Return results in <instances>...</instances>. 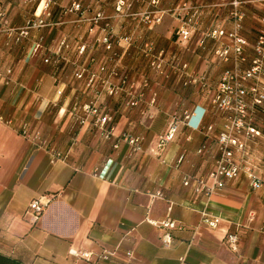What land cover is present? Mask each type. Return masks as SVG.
Returning a JSON list of instances; mask_svg holds the SVG:
<instances>
[{"label": "crops", "instance_id": "1", "mask_svg": "<svg viewBox=\"0 0 264 264\" xmlns=\"http://www.w3.org/2000/svg\"><path fill=\"white\" fill-rule=\"evenodd\" d=\"M76 1L80 10L75 0H0V254L22 264H93L75 254L83 250L116 251L97 264H264V185L242 175L207 195L184 184L212 182L227 122L213 101L226 73L252 65L264 1ZM234 31L246 41L241 53ZM83 69L101 78L89 84L77 77ZM132 86L142 94L136 106ZM251 100L249 123L261 134L247 141L249 159L264 181V104L253 109ZM92 102L112 116L110 138L92 119L79 122ZM185 111L191 119L160 146ZM39 199L50 202L34 223L27 210ZM207 214L220 218L216 227ZM168 219L177 227H160ZM228 232L238 234L236 251Z\"/></svg>", "mask_w": 264, "mask_h": 264}, {"label": "built area", "instance_id": "2", "mask_svg": "<svg viewBox=\"0 0 264 264\" xmlns=\"http://www.w3.org/2000/svg\"><path fill=\"white\" fill-rule=\"evenodd\" d=\"M219 1L220 0H212ZM264 1V0H256ZM160 0H152L153 4H158ZM124 2L122 1L123 4ZM240 3V0H234L232 4L237 6ZM219 5V4H217ZM75 10H80V4L75 0L73 4ZM4 17V9L0 3V20ZM192 18H189L184 22V25L180 27L179 33L183 39H188L191 35V29L189 24L191 23ZM239 26V25H238ZM226 32L220 30L213 35H225ZM231 38L235 40V51L241 53L243 46L246 44V41L238 37L236 32H231L228 34ZM108 43L107 48H111V44L108 39H105ZM201 44H204V40L201 41ZM256 56L252 61V65L247 69L243 75H234L226 73L222 84L220 85L219 91L216 94L214 99V106L216 109L226 113L227 122L224 127V130L218 134V143L221 150V155L216 163L215 170L210 174L212 182L208 183L203 178H187L184 181V184L194 192H203L207 195H210L214 192H217L224 185L226 179H237L242 175H246L251 182V185L254 188H260L264 185V181L256 174L255 168L249 159V145L248 140L253 136H259L261 133L258 129L252 126L249 123V116L251 113L250 103L247 101V96L249 93L252 94L251 105L252 108L264 104V20L262 29L258 35L257 42L255 44ZM228 51H224L223 54H227ZM49 61V59H46ZM150 65L158 70L162 69V61L160 57H155L151 60ZM100 72L106 73L107 67L105 65L100 67ZM111 75H116L117 70L113 69L110 73ZM77 77L80 79L87 78V82L92 84L99 77L98 73H94L83 69L77 73ZM247 80H253L256 84L250 88L246 89L243 82ZM105 83H109L108 80H104ZM147 85V83H145ZM110 94L115 93L113 87L108 88ZM134 86L130 91L131 98L128 102L130 106H136L141 100L142 94L136 95L133 91ZM156 99L151 101L154 104ZM86 115L84 117L78 116L79 122L83 125L85 122H88L90 119L93 121V125L104 135L105 138H110L113 135L114 126L112 125V116L109 114L99 113L96 103L92 102L87 105L85 108ZM192 117V113L185 111L182 114V117L174 115L169 123L168 129L159 136L160 146H165L168 142L172 141L178 128L181 124H186ZM212 126H207L206 130H212ZM244 138V139H243ZM125 140L133 145L134 150H140V138L132 137L125 135ZM117 146V144L115 145ZM50 201L43 202L41 199L34 200L30 203L27 213L30 216L32 222L36 223L41 219L46 208ZM219 217H213L206 215L204 222L212 227H216L219 223ZM162 228L174 229L177 227L176 223L171 220H166L160 224ZM227 241L232 250L238 249V234L237 232H228ZM163 242L166 246H169L172 242V236L167 232L163 236ZM75 254L86 261L97 264L100 261L109 260L112 257L117 255L116 251H103L101 253H94L93 251L83 250ZM127 256L131 258L133 252H127Z\"/></svg>", "mask_w": 264, "mask_h": 264}, {"label": "trees", "instance_id": "3", "mask_svg": "<svg viewBox=\"0 0 264 264\" xmlns=\"http://www.w3.org/2000/svg\"><path fill=\"white\" fill-rule=\"evenodd\" d=\"M0 264H22V263L11 257L0 254Z\"/></svg>", "mask_w": 264, "mask_h": 264}, {"label": "rangeland", "instance_id": "4", "mask_svg": "<svg viewBox=\"0 0 264 264\" xmlns=\"http://www.w3.org/2000/svg\"><path fill=\"white\" fill-rule=\"evenodd\" d=\"M45 61H46V59H45ZM47 62V61H46Z\"/></svg>", "mask_w": 264, "mask_h": 264}]
</instances>
